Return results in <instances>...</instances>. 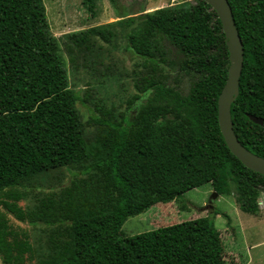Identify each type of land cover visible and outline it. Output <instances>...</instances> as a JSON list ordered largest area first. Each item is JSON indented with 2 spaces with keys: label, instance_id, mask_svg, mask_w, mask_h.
Instances as JSON below:
<instances>
[{
  "label": "trees",
  "instance_id": "1",
  "mask_svg": "<svg viewBox=\"0 0 264 264\" xmlns=\"http://www.w3.org/2000/svg\"><path fill=\"white\" fill-rule=\"evenodd\" d=\"M96 0H83L90 13ZM243 45L239 93L231 104L234 134L264 158V0H227ZM112 3L115 0H111ZM127 46L149 66L118 120L90 117L103 126L91 142L83 135L58 40L51 35L42 0H0V195L19 220L22 180L90 158L97 191L86 180L73 183L75 197L48 199L39 222L64 226L56 251L39 264H222L221 241L209 217L122 236L128 217L158 202L172 201L210 183L219 195L232 193L238 208L259 213L264 175L246 168L227 148L217 122V99L229 65L216 12L205 0L129 16ZM112 24L68 35L78 48L91 36L109 42ZM164 42L175 48L179 70L190 77L187 93L166 83L171 65ZM159 71V72H158ZM178 80L176 79L175 82ZM248 115L262 119L251 121ZM14 201V202H13ZM215 214H218L216 211ZM2 264H23L32 255L29 235H10L0 219Z\"/></svg>",
  "mask_w": 264,
  "mask_h": 264
},
{
  "label": "rangeland",
  "instance_id": "2",
  "mask_svg": "<svg viewBox=\"0 0 264 264\" xmlns=\"http://www.w3.org/2000/svg\"><path fill=\"white\" fill-rule=\"evenodd\" d=\"M195 1L115 0L112 3L111 0H96L94 12L90 13L83 0H42L49 31L59 43L69 88L80 96L75 106L84 123L83 135L87 142L94 140L103 126H89L86 121L90 117L120 119L137 93L136 84L140 85L141 76L150 74V68L143 59L126 48V34L139 24L140 19H135L130 26H126L123 19L180 3L193 4ZM107 24H112L114 32L107 43L91 36L87 42L88 49L78 48L68 37L90 27ZM164 44L163 55L172 63L161 69V75L166 83L175 85L185 94L191 79L179 70L181 56L175 48L166 42ZM89 163L91 159L87 158L77 164L43 171L22 180L18 187L21 199L13 202L21 209L23 220L16 218L15 213L5 205L11 204L12 200L0 195V219H4L10 235H29L33 253L23 264H39L40 260L48 258L63 240L61 235L67 234L66 227L62 225L31 223H38V215L46 213L42 206L48 199L58 203L70 200L75 197L73 183L82 184L84 180L89 189L99 192L101 175L86 171ZM231 188V194L219 195L211 204L209 201L214 190L210 183L191 189L178 199L158 202L146 211L128 217L120 233L127 237L185 220L209 217L219 232L222 264H264V191L257 200L259 213L251 215L238 208L235 186L231 184ZM216 211L218 214H215Z\"/></svg>",
  "mask_w": 264,
  "mask_h": 264
},
{
  "label": "water",
  "instance_id": "3",
  "mask_svg": "<svg viewBox=\"0 0 264 264\" xmlns=\"http://www.w3.org/2000/svg\"><path fill=\"white\" fill-rule=\"evenodd\" d=\"M221 23L226 40L229 65L227 77L217 99V122L229 151L248 169L264 175V158L246 149L234 134L230 108L239 93V77L243 65V45L234 23L231 7L227 0H205ZM249 119L262 124V119L248 115ZM218 196L213 192L209 203ZM210 207V206H208Z\"/></svg>",
  "mask_w": 264,
  "mask_h": 264
},
{
  "label": "crops",
  "instance_id": "4",
  "mask_svg": "<svg viewBox=\"0 0 264 264\" xmlns=\"http://www.w3.org/2000/svg\"><path fill=\"white\" fill-rule=\"evenodd\" d=\"M259 201H260V205H261L262 202H261V200H259ZM259 209H260V208H259Z\"/></svg>",
  "mask_w": 264,
  "mask_h": 264
}]
</instances>
